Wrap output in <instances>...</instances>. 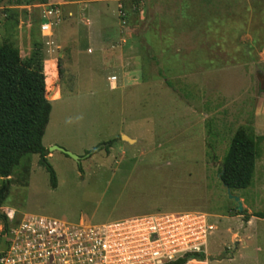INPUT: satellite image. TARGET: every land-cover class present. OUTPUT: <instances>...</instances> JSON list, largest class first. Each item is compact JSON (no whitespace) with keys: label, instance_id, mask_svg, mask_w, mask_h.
<instances>
[{"label":"rangeland","instance_id":"obj_1","mask_svg":"<svg viewBox=\"0 0 264 264\" xmlns=\"http://www.w3.org/2000/svg\"><path fill=\"white\" fill-rule=\"evenodd\" d=\"M53 4L59 16L45 37ZM6 39L23 57L41 43L45 73L56 63L43 143L58 180L40 155L24 156L0 177L9 187L1 210L91 225L202 212L215 225L209 264H264V218L246 222L220 179L243 129L258 158L250 186L230 193L241 212L263 210L264 0H0Z\"/></svg>","mask_w":264,"mask_h":264},{"label":"built area","instance_id":"obj_2","mask_svg":"<svg viewBox=\"0 0 264 264\" xmlns=\"http://www.w3.org/2000/svg\"><path fill=\"white\" fill-rule=\"evenodd\" d=\"M58 16L59 10L50 5L41 24L43 33L52 34ZM18 216L16 209H0V228H8L0 264H171L182 258H187L184 264H209L208 236L215 230L206 214L194 211L133 216L100 225ZM197 253L205 257H188Z\"/></svg>","mask_w":264,"mask_h":264},{"label":"trees","instance_id":"obj_3","mask_svg":"<svg viewBox=\"0 0 264 264\" xmlns=\"http://www.w3.org/2000/svg\"><path fill=\"white\" fill-rule=\"evenodd\" d=\"M56 69V63L48 60L45 73V56L41 43H35L31 54L25 57L9 39L0 45V177L3 179L14 174L24 156L38 154L41 163L50 172L52 186L57 187V175L47 160L48 150L43 143L52 111L47 87L56 77ZM53 99H57V96ZM113 142L114 139H111L108 144ZM257 158L256 143L245 130H238L221 169L220 179L223 184L230 189L249 187ZM8 192L9 187L4 180L0 186V208L4 205ZM238 211L244 215L246 222L252 216L264 218V208L253 214H248L246 210ZM191 256L205 257V254H190L188 257ZM186 260L187 258L178 259L171 264H184Z\"/></svg>","mask_w":264,"mask_h":264},{"label":"water","instance_id":"obj_4","mask_svg":"<svg viewBox=\"0 0 264 264\" xmlns=\"http://www.w3.org/2000/svg\"><path fill=\"white\" fill-rule=\"evenodd\" d=\"M122 138H123L124 140H126L128 143H133V142H135V139L129 137V136L126 135V134H123V135H122ZM53 148H56V149H59V150L65 152L66 154L72 156V157H73L74 159H76L77 161L80 160V157H79V156H77V155H75L74 153L69 152V151H67V150H65V149H63V148H61V147H52V149H53ZM224 185L228 188V191H229L230 197H234L236 200L239 201V210L241 211V210H242V203H241V201L239 200L240 198H239L238 196H234V195H232V194L230 193V188H229L226 184H224Z\"/></svg>","mask_w":264,"mask_h":264},{"label":"crops","instance_id":"obj_5","mask_svg":"<svg viewBox=\"0 0 264 264\" xmlns=\"http://www.w3.org/2000/svg\"><path fill=\"white\" fill-rule=\"evenodd\" d=\"M47 3V2H46ZM59 4H57V6H58ZM42 6V5H41ZM69 14H71L70 12H69ZM41 33H42V35L43 36H45V37H48L49 35H46L45 33H43L42 31H41ZM53 34H51L50 36H52ZM49 42V41H48ZM51 43H52V41H51ZM59 44H61V45H63L64 43H62V42H60Z\"/></svg>","mask_w":264,"mask_h":264}]
</instances>
